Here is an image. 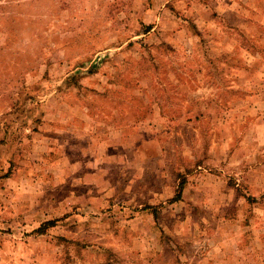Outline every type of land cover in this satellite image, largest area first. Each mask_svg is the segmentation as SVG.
Segmentation results:
<instances>
[{
  "label": "rangeland",
  "instance_id": "1",
  "mask_svg": "<svg viewBox=\"0 0 264 264\" xmlns=\"http://www.w3.org/2000/svg\"><path fill=\"white\" fill-rule=\"evenodd\" d=\"M0 264H264V0H0Z\"/></svg>",
  "mask_w": 264,
  "mask_h": 264
}]
</instances>
